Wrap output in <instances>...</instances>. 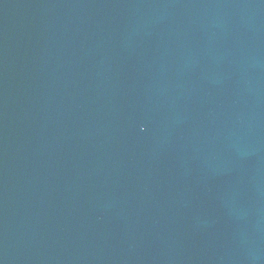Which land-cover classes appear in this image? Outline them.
<instances>
[{"label":"water","instance_id":"1","mask_svg":"<svg viewBox=\"0 0 264 264\" xmlns=\"http://www.w3.org/2000/svg\"><path fill=\"white\" fill-rule=\"evenodd\" d=\"M0 264H264V0H0Z\"/></svg>","mask_w":264,"mask_h":264}]
</instances>
